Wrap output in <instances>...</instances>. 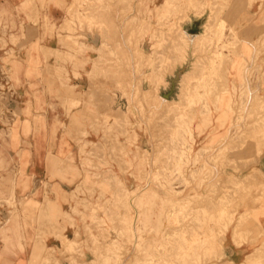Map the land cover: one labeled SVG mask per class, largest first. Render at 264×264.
I'll use <instances>...</instances> for the list:
<instances>
[{
	"label": "rangeland",
	"instance_id": "rangeland-1",
	"mask_svg": "<svg viewBox=\"0 0 264 264\" xmlns=\"http://www.w3.org/2000/svg\"><path fill=\"white\" fill-rule=\"evenodd\" d=\"M23 12L36 25L59 24L66 51L42 47L46 72L70 98L61 125L84 155L88 192L105 198L85 205L86 248L79 232L60 236V248L38 247L31 264H227L230 234L254 237L247 264H264V175L255 169L264 154V30L256 25L264 0H27L14 14L0 8V31L3 17ZM194 16L203 28L185 25ZM35 32L22 28L11 41L29 54ZM69 63L76 77L89 63L85 92ZM0 234L8 245L14 233Z\"/></svg>",
	"mask_w": 264,
	"mask_h": 264
},
{
	"label": "crops",
	"instance_id": "crops-1",
	"mask_svg": "<svg viewBox=\"0 0 264 264\" xmlns=\"http://www.w3.org/2000/svg\"><path fill=\"white\" fill-rule=\"evenodd\" d=\"M26 1L0 0V8L14 14ZM28 15V12L7 14L2 18L0 31L5 32L6 37V46L0 45V85L5 89L1 116L8 122L1 128L4 136L0 138V233H14L8 245L0 234V249L15 250L9 254L1 252L0 264H31L35 249L40 246L60 248V236L73 239L77 232L86 248L85 222L81 218L86 214L85 205L105 199L98 189L93 196L88 192L84 155L61 125L62 122L69 124L65 106L69 103L63 99L70 98L59 96V83L50 79L46 72V54L42 47L66 51L60 43L63 34L57 31L59 24L54 23L55 27L53 24L44 26L42 22L36 25L27 21ZM185 25L197 30L205 23L194 16ZM256 25L258 31L264 30V19L260 18ZM27 27L37 29L29 36V41L39 42L36 50L29 54L20 44L11 41L12 36L21 40V30ZM84 39L87 46L97 44V38L91 33H86ZM84 56L93 57L91 51ZM54 59V56L48 58L50 62ZM88 65L79 68L77 71L81 75L76 77L73 65L67 64L73 85L83 92L89 87L84 73ZM255 169L264 175V154ZM10 202H16V210ZM258 222L264 230V205ZM232 235L224 244V259L234 264H247V258L259 245L253 242L254 237L241 242ZM61 260L62 264H67L65 258Z\"/></svg>",
	"mask_w": 264,
	"mask_h": 264
},
{
	"label": "bare ground",
	"instance_id": "bare-ground-1",
	"mask_svg": "<svg viewBox=\"0 0 264 264\" xmlns=\"http://www.w3.org/2000/svg\"><path fill=\"white\" fill-rule=\"evenodd\" d=\"M202 34V33H201ZM201 34H198L197 36H196V39L197 38H199L200 36H201ZM263 154V153H262ZM259 160V159H258ZM250 184V183H249ZM263 185H264V183H263ZM135 221V220H134ZM135 228V227H134ZM262 229V228H261ZM236 231V230H235ZM235 234V233H234ZM239 234V233H238ZM237 235V234H236ZM240 235H241V233H240ZM222 236V238H223V234L221 235ZM233 236V235H232ZM136 237V236H135ZM225 237V236H224ZM214 238H216V237H214ZM217 238H218V236H217ZM213 241V240H212ZM236 241V240H235ZM234 241V242H235ZM222 242V241H221ZM242 242V241H241ZM214 243V242H213ZM221 244V243H220ZM237 245V244H236ZM210 246H211V244H210ZM187 247V246H186ZM188 248V247H187ZM222 253V252H221ZM224 253V252H223ZM227 264H234L232 261H227Z\"/></svg>",
	"mask_w": 264,
	"mask_h": 264
}]
</instances>
